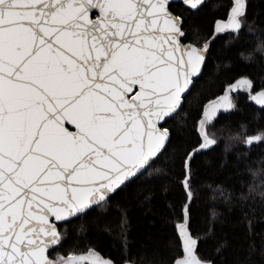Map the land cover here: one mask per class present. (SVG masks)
I'll use <instances>...</instances> for the list:
<instances>
[{
    "label": "snow or ice",
    "instance_id": "6c2138e0",
    "mask_svg": "<svg viewBox=\"0 0 264 264\" xmlns=\"http://www.w3.org/2000/svg\"><path fill=\"white\" fill-rule=\"evenodd\" d=\"M170 8V0H0V264H116L91 248L56 259L49 249L64 237L57 222L143 184L169 151V121L190 103L210 48L185 44ZM246 21V0H234L214 31ZM252 89L241 76L205 106L202 142L179 157L189 201L191 163L216 143L206 125L235 106L234 90L264 105V87ZM260 140L264 132L244 142ZM189 210L185 203V217ZM178 228L184 254L175 264H213L198 255V237Z\"/></svg>",
    "mask_w": 264,
    "mask_h": 264
},
{
    "label": "trees",
    "instance_id": "16d2710c",
    "mask_svg": "<svg viewBox=\"0 0 264 264\" xmlns=\"http://www.w3.org/2000/svg\"><path fill=\"white\" fill-rule=\"evenodd\" d=\"M233 4L234 0H205L192 10L173 3L171 10L182 19L184 42L200 46L213 36L218 21L229 18ZM246 16L240 30H226L211 41L190 103L169 121V151L145 173L143 184L136 182L103 208L93 207L59 224L64 237L50 251L51 258L85 254L91 248L116 264L125 259L133 264H175L184 254L178 226L185 224L198 237L196 250L202 259H212L213 264H264V196L257 194L264 192V140L244 142L264 132V105L251 101L247 90L230 92L235 106L206 125L217 143L191 163L193 201L187 199L179 174L180 155L198 147V138L202 142L199 120L209 101L223 96L241 76L253 81L252 94L264 87V51H257L258 44L264 45V0H246ZM185 203L190 205L187 217Z\"/></svg>",
    "mask_w": 264,
    "mask_h": 264
},
{
    "label": "water",
    "instance_id": "95a60500",
    "mask_svg": "<svg viewBox=\"0 0 264 264\" xmlns=\"http://www.w3.org/2000/svg\"><path fill=\"white\" fill-rule=\"evenodd\" d=\"M204 2H205V0H200V3L199 4H196L195 6H193V4H190L189 2H188V0H170V4H173V3H183L186 7H188V8H190V9H192V10H197V9H199L203 4H204ZM170 10H171V8H170ZM172 11V10H171ZM172 13L174 14V15H176L173 11H172ZM176 16H178V15H176ZM178 17H180V16H178ZM181 18V17H180ZM229 19V18H228ZM228 19L227 20H221V21H219V22H227L228 21ZM182 20V19H181ZM183 28V27H182ZM226 30H230V29H225L224 31H226ZM223 31V32H224ZM233 31V30H232ZM221 33V32H220ZM219 33H214L213 34V36L208 40L210 43H211V41L212 40H214L215 38H216V36L218 35ZM185 43V42H184ZM185 44H188V43H185ZM198 46V45H197ZM207 51V55H206V57H205V62H206V58H207V56H208V52H209V49L208 50H206ZM205 62L202 64V70H203V67H204V65H205ZM202 70H201V73H202ZM200 73V74H201ZM200 74H198V76H200ZM197 76V77H198ZM196 77V78H197ZM195 79V78H194ZM236 90H234V91H232V92H235ZM230 94V93H229ZM253 95H255V94H253ZM251 101H253V102H255L256 104H259L257 101H255V100H253V99H250ZM209 106V105H208ZM224 111V109H219L218 111H217V115H216V117L217 116H219L222 112ZM216 117H214L213 118V120L216 118ZM93 207H95V206H93ZM92 207V208H93ZM80 214H77V215H74V216H72V217H68V218H65V220H63V221H59V222H57V226H58V229H59V224H61V223H63V222H66V221H68V220H70V219H72V218H75V217H77V216H79ZM60 230V229H59ZM56 246H53L52 248H50L49 249V253H50V251L51 250H53L54 248H55ZM88 254V252L87 253H85V255H87ZM76 255H80V254H76ZM100 255V254H99ZM101 256V255H100ZM102 258H104L103 256H101ZM104 259H108V258H104ZM85 264H90V262L89 261H85Z\"/></svg>",
    "mask_w": 264,
    "mask_h": 264
},
{
    "label": "clouds",
    "instance_id": "9594fccd",
    "mask_svg": "<svg viewBox=\"0 0 264 264\" xmlns=\"http://www.w3.org/2000/svg\"><path fill=\"white\" fill-rule=\"evenodd\" d=\"M257 51H264V45H257ZM258 195L264 196V192H258Z\"/></svg>",
    "mask_w": 264,
    "mask_h": 264
},
{
    "label": "rangeland",
    "instance_id": "374dc122",
    "mask_svg": "<svg viewBox=\"0 0 264 264\" xmlns=\"http://www.w3.org/2000/svg\"><path fill=\"white\" fill-rule=\"evenodd\" d=\"M206 131L208 132L207 127H206ZM260 133H261V132L255 134V135H259ZM208 134H209V137L212 138V139H214L215 142L217 143V139H216L213 135H211L209 132H208ZM255 135H252V136H255ZM260 141H261V140H260ZM255 142H258V141H253L252 143H255ZM216 143H215V144H216ZM252 143H251V144H252ZM215 144H214V145H215ZM212 146H213V145H212ZM212 146H210V147H212Z\"/></svg>",
    "mask_w": 264,
    "mask_h": 264
}]
</instances>
